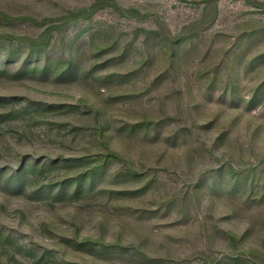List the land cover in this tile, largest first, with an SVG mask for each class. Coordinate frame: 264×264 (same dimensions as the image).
Here are the masks:
<instances>
[{
    "label": "rangeland",
    "instance_id": "1",
    "mask_svg": "<svg viewBox=\"0 0 264 264\" xmlns=\"http://www.w3.org/2000/svg\"><path fill=\"white\" fill-rule=\"evenodd\" d=\"M0 264H264V0H0Z\"/></svg>",
    "mask_w": 264,
    "mask_h": 264
}]
</instances>
